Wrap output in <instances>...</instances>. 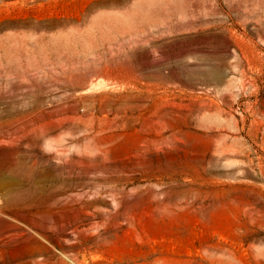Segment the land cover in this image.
Segmentation results:
<instances>
[{
  "label": "rangeland",
  "instance_id": "1",
  "mask_svg": "<svg viewBox=\"0 0 264 264\" xmlns=\"http://www.w3.org/2000/svg\"><path fill=\"white\" fill-rule=\"evenodd\" d=\"M0 264H264V0H0Z\"/></svg>",
  "mask_w": 264,
  "mask_h": 264
}]
</instances>
